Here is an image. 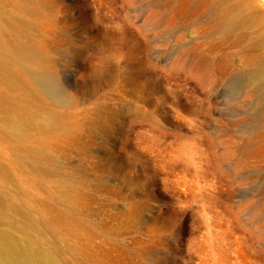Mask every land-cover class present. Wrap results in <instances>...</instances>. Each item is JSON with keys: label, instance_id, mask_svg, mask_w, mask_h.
Here are the masks:
<instances>
[{"label": "rangeland", "instance_id": "obj_1", "mask_svg": "<svg viewBox=\"0 0 264 264\" xmlns=\"http://www.w3.org/2000/svg\"><path fill=\"white\" fill-rule=\"evenodd\" d=\"M236 1L264 30V0ZM157 2L42 8L49 18L37 19L34 36L48 45L66 94L60 105L46 101L63 117L53 133L76 139L70 153L55 154L82 181L75 205L52 204L85 225L72 224L79 243L90 232L94 247L121 243L122 264H264V140L245 130L255 92L232 84L239 57L217 79L216 36L204 34L201 16L176 28L179 0L167 11ZM61 260L80 264L68 252Z\"/></svg>", "mask_w": 264, "mask_h": 264}, {"label": "bare ground", "instance_id": "obj_2", "mask_svg": "<svg viewBox=\"0 0 264 264\" xmlns=\"http://www.w3.org/2000/svg\"><path fill=\"white\" fill-rule=\"evenodd\" d=\"M173 1L157 4L167 11ZM50 4L51 0H0V264H65L61 257L67 252L80 264H104L108 258L122 264L127 251L121 243L94 247V232L79 243L81 233L72 224L82 229L85 225L52 204L75 205L73 191L82 181L64 170L55 154L70 153L76 139L53 133L63 117L46 104L48 99L55 105L66 99L48 45L34 36L37 19L49 18L41 11ZM177 9L173 27L201 16L204 34L216 36L209 55L219 63L217 79L234 68V57H239L232 84L255 92L246 96L253 111L245 130L264 140V30L256 28L260 27L256 20L249 19L236 0H179ZM154 13L165 15L161 10ZM5 21L10 28L4 27ZM227 42L239 49L229 52ZM69 235H75L78 243H71Z\"/></svg>", "mask_w": 264, "mask_h": 264}]
</instances>
